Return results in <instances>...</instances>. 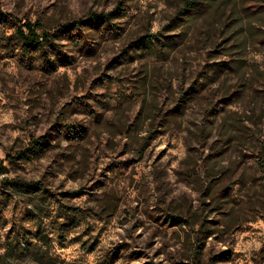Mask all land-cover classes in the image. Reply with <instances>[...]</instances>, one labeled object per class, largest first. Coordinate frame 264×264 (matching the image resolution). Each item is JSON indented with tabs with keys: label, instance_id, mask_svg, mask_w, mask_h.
<instances>
[{
	"label": "rangeland",
	"instance_id": "obj_1",
	"mask_svg": "<svg viewBox=\"0 0 264 264\" xmlns=\"http://www.w3.org/2000/svg\"><path fill=\"white\" fill-rule=\"evenodd\" d=\"M263 108L264 0H0V264H264Z\"/></svg>",
	"mask_w": 264,
	"mask_h": 264
},
{
	"label": "trees",
	"instance_id": "obj_2",
	"mask_svg": "<svg viewBox=\"0 0 264 264\" xmlns=\"http://www.w3.org/2000/svg\"><path fill=\"white\" fill-rule=\"evenodd\" d=\"M187 7L190 9V8H194V6L196 5V2L195 1H192V2H187ZM185 11H188V9L186 8ZM112 14H109V15H99L97 16V19H100V20H104V21H109V17L111 16ZM26 27H28V30H29V33L30 35H26L22 29H19L18 30V34H19V37L24 40L25 42L27 43H30L32 45L34 44H37V45H43L44 44V41L48 42L49 40L48 39H45L44 41L42 40L41 41V36H39V34H37L36 32V29L31 25V24H26ZM45 36H48L47 34ZM44 36V37H45ZM152 38H156V36H152L149 40H147L148 43H152ZM239 68L238 65L234 66L233 68ZM261 118L264 122V108L262 109V113H261ZM264 128V127H263ZM262 134V132L260 133V135ZM262 136V135H261ZM259 152L261 154L260 158L262 160H264V143H260V147H259ZM47 256L46 255H41L40 258L37 260L38 262L40 263H43V264H46L47 262Z\"/></svg>",
	"mask_w": 264,
	"mask_h": 264
}]
</instances>
